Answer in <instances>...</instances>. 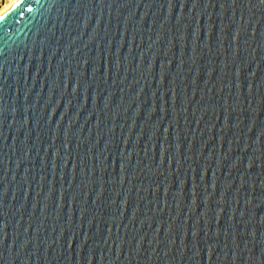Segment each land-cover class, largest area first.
Masks as SVG:
<instances>
[{
  "label": "water",
  "instance_id": "water-1",
  "mask_svg": "<svg viewBox=\"0 0 264 264\" xmlns=\"http://www.w3.org/2000/svg\"><path fill=\"white\" fill-rule=\"evenodd\" d=\"M0 17V264H264V0Z\"/></svg>",
  "mask_w": 264,
  "mask_h": 264
},
{
  "label": "bare ground",
  "instance_id": "bare-ground-1",
  "mask_svg": "<svg viewBox=\"0 0 264 264\" xmlns=\"http://www.w3.org/2000/svg\"><path fill=\"white\" fill-rule=\"evenodd\" d=\"M18 0H10L8 4H6L1 10L0 15L6 11L8 8H10L13 4H15Z\"/></svg>",
  "mask_w": 264,
  "mask_h": 264
},
{
  "label": "rangeland",
  "instance_id": "rangeland-1",
  "mask_svg": "<svg viewBox=\"0 0 264 264\" xmlns=\"http://www.w3.org/2000/svg\"><path fill=\"white\" fill-rule=\"evenodd\" d=\"M10 0H0V10L9 3Z\"/></svg>",
  "mask_w": 264,
  "mask_h": 264
},
{
  "label": "snow or ice",
  "instance_id": "snow-or-ice-1",
  "mask_svg": "<svg viewBox=\"0 0 264 264\" xmlns=\"http://www.w3.org/2000/svg\"><path fill=\"white\" fill-rule=\"evenodd\" d=\"M0 19H3V17H0Z\"/></svg>",
  "mask_w": 264,
  "mask_h": 264
}]
</instances>
